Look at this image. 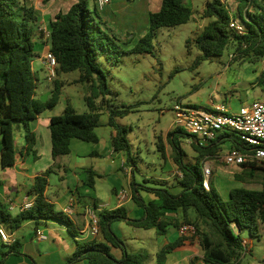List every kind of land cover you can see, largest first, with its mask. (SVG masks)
Instances as JSON below:
<instances>
[{
  "label": "trees",
  "instance_id": "1",
  "mask_svg": "<svg viewBox=\"0 0 264 264\" xmlns=\"http://www.w3.org/2000/svg\"><path fill=\"white\" fill-rule=\"evenodd\" d=\"M237 1L235 15L229 12L222 0L207 1L203 17L212 21L194 39L202 52L196 65L203 60L221 56L230 48L234 50L233 59L247 58L252 63L264 61V0ZM94 2V10H91L88 0H76L67 12L58 13L50 21L49 52L57 61L56 79L51 97L43 101L37 96L38 78L33 66L34 58L38 56L35 51L36 39L44 37L39 30V16L35 8L26 5L23 0H0V146L3 168L13 166L16 162L15 123L21 122L24 130V146L20 154L24 156L35 152L37 137L31 128V121L58 104L64 87L58 77L74 71L81 73L79 83L89 84L90 94L85 98L89 111L78 113L68 101L64 113L51 118L49 129L53 159L56 161L69 155L73 139L99 142L96 128L99 126L101 106H106L109 112L108 125L114 130V151L130 152L128 129L117 120L130 111L115 108L116 105L110 99L113 91L107 81V72L95 63L98 56L111 51L112 45L119 49L121 46L102 27L104 21L99 15L96 0ZM193 16V9L184 4V0H162L160 9L149 15V32L140 39L133 51L151 46L160 28L187 24ZM233 18L242 22L244 34L230 27ZM187 46L191 49V41ZM256 82L264 89V66ZM186 136L181 128L167 134V142L172 149L171 159L182 174L177 176L181 192L173 193L161 181H148L154 183L153 186H134L136 182H133L132 199L143 210V216L131 218L124 205L99 212V238L88 242L76 240V252L68 258L67 264L82 259H87L90 264H144L146 258L131 255L124 241L114 233L112 225L116 221H123L134 228L155 229L159 236H165L170 227L180 229L185 224L195 225V235L181 234L161 249L158 254L160 263L187 241L193 243L196 237H200L204 264H238L247 249L242 232L248 230L252 237H260L264 229V167L244 166L245 171L235 176L236 179L247 177L252 180L256 171H259L262 189L234 188L226 200L215 191L212 176L209 180L210 189L205 187L203 165L207 160L217 159L226 146L243 148V142L231 132H224L206 144L193 142L190 146L196 153V162H191L186 159L183 148ZM158 149L161 157L167 159L164 138H159ZM126 164H129L128 160ZM51 171L52 168H49L35 177L30 191L35 199L30 209L13 215L9 206L0 201V228L5 227L13 233L30 220H54L68 225L72 235L78 236V229L73 227L69 215L57 209L56 204L48 198ZM89 173V185L94 187L96 173L93 170H89ZM141 191L153 193L155 199L147 202ZM191 210L195 217H192ZM172 214H180V218H173ZM112 248L121 249L120 259L112 254ZM21 254L22 243L15 240L3 253L0 264L9 255ZM193 264L196 263L193 261Z\"/></svg>",
  "mask_w": 264,
  "mask_h": 264
},
{
  "label": "rangeland",
  "instance_id": "2",
  "mask_svg": "<svg viewBox=\"0 0 264 264\" xmlns=\"http://www.w3.org/2000/svg\"><path fill=\"white\" fill-rule=\"evenodd\" d=\"M88 1L89 8L94 10V0ZM207 1L184 0V4L194 11L192 19L187 24L160 28L151 46L138 51L133 49L149 32V15L160 9L162 0H111V3L105 6L107 12L102 17V27L114 37L121 48L112 45L111 51L98 56L95 63L107 72V81L113 91L110 99L116 105L115 108L130 111L117 120L128 129L131 149L129 153H111L114 130L108 125L107 107L101 106L99 126L96 128L98 143L75 139L71 153L60 157V160H52L49 147L44 151L42 158L38 159L39 167L49 163L48 168H52L48 191L52 200L55 201L57 197L69 193V189L75 192L80 188L86 190L84 201L93 205V195L87 194L94 190L89 185V170L96 173L94 179L98 202L101 205L107 204V208L115 204L111 203V199H115L114 188L128 192L132 173L136 182L134 186H153L155 184L148 181L154 180L165 182L166 188L175 191L179 187L177 176L181 175L171 159L172 149L166 137L175 118V105L181 102L194 108H210L225 104L232 111H237L241 103H250L263 96L264 89L254 85L249 78L263 68L264 61L252 63L247 58L233 59L234 50L230 48L223 55L203 60L196 65V60L202 52L197 48L194 39L212 21L203 17ZM233 4L236 6L237 1ZM190 41L191 49L187 46ZM35 51L38 54L33 62L38 78L37 96L41 99L44 96L49 98L56 78L51 77L44 59H41V46L36 44ZM80 75V71H74L58 77L64 84L62 94L58 104L45 111L47 115H62L68 101L78 113L89 111L85 100L90 94L89 84L79 83ZM14 128L16 134L19 129L23 132L21 122L15 123ZM159 138L165 140L167 159L161 157L158 149ZM183 148L187 154L186 159L196 162V153L186 138L183 139ZM225 151L226 149L217 159L210 161L215 191L227 200L234 188L260 190V172L256 171L252 180L247 177L236 179V174L243 173L245 168L226 165L221 157ZM123 159L129 161V164H126L128 170L125 166L124 169L122 167ZM18 180L22 182V179ZM141 195L146 200L148 193L141 191ZM56 206L59 209V205ZM127 209L131 212L134 209L141 211L136 202L130 203ZM134 214L132 213V216ZM191 214L195 217L193 210ZM171 216L180 218V214ZM76 222L79 226L84 224L83 219ZM112 229L124 241L131 255L146 258L144 264H159L157 258L160 246L165 241L172 242L178 236V229L175 227H170L167 235L159 236L155 229L134 228L123 221L114 222ZM241 235L247 241V249L238 264H264V229L260 237H252L248 230H244ZM68 237L74 243V237ZM187 243L195 246L203 255L200 237H196L193 243L190 240ZM112 253L116 258L122 256L119 248H112ZM194 258L196 259L192 261L196 264H204V257L196 255Z\"/></svg>",
  "mask_w": 264,
  "mask_h": 264
},
{
  "label": "crops",
  "instance_id": "3",
  "mask_svg": "<svg viewBox=\"0 0 264 264\" xmlns=\"http://www.w3.org/2000/svg\"><path fill=\"white\" fill-rule=\"evenodd\" d=\"M23 2L35 8L37 15L40 19V29H48L50 21L54 20L56 15L60 12H67L70 7L76 2V0H50L45 2L44 0H23ZM95 5V2H94ZM66 6V8H65ZM107 7L100 8L98 7L100 17H103L107 12ZM36 44L40 45L42 48V56L41 59L45 56L47 52H49L50 44L48 40L44 37H38L36 39ZM262 70V69H261ZM261 70L256 73L250 79L254 85H258L256 79L261 72ZM264 97L257 98L255 100H260ZM254 101V100H253ZM249 103V102H247ZM245 103V104H247ZM241 103L240 106L245 105ZM218 105V104H217ZM239 106V107H240ZM53 116L47 115L45 112L40 114L36 119L31 121V128L36 133L37 142L35 145V152L22 156L20 151L24 146V130L23 132L19 129V133H15L16 138V150H17V158L16 162L13 166L3 168L1 165V146H0V201L6 203L10 212L13 215H17L18 213L24 211L23 206L27 202H34V195L31 194V187L34 184L35 177L43 174L47 171L50 164H46L42 167L38 166V159L42 158L44 151L49 147L52 156V144H51V131L49 129V125L51 122V118ZM173 130V126L170 128L168 133ZM167 133V134H168ZM114 132L112 133V136ZM167 137V136H166ZM75 139L72 140V143ZM79 140V139H76ZM90 143V142H88ZM81 146V145H78ZM224 149L228 150L229 147L226 146ZM224 151V150H223ZM221 151L220 153H222ZM115 152L112 146L111 153ZM53 160V157H52ZM60 160L58 158L56 161ZM126 161L123 159L122 167L127 169ZM49 165V166H48ZM78 165V163L76 164ZM172 168V166H171ZM128 170V169H127ZM171 170V169H170ZM127 172V171H125ZM130 174V172H127ZM22 179V182H19L18 179ZM133 182H135V178L132 173V177L129 180L130 189L128 192L124 189L119 190L114 188L113 193L115 195V199H111V203H115L114 206L110 208L107 204L101 205L98 201L99 198L97 196L96 191V183L94 187H91L93 191L91 193H87L88 195H93L95 201L93 205H90L84 201V197L86 195V190L77 188L76 191H72L69 189V193H65L62 197H57V200H52L47 191V195L50 201L59 205V210L65 211L67 215L73 221V227L78 229V236L74 237L69 230L68 225L57 222L54 220H40L34 221L30 220L23 224L15 232H10L8 229L3 227L15 240H19L22 243V251L21 255H9L6 260L1 264H67L68 258H70L77 249L76 239H79L80 242H88L98 237H93L90 232L89 222L85 214V208L88 206L95 207L99 212L105 210L115 209L119 206H128L130 203L134 202L132 199V190L134 188ZM262 189V188H261ZM121 191H126L128 194V199L124 202L119 200V193ZM172 191V190H171ZM88 192V191H87ZM173 193H180L181 188L178 187ZM146 201L149 202L155 199V195L153 193L147 192ZM71 209V213L66 210ZM138 211L134 209L132 212L129 211V216L131 218L137 219L143 216V210ZM132 213H135L132 216ZM83 219V226H79L77 224V220ZM43 233L46 235V239L40 240L37 238V233ZM79 235H81L79 237ZM167 235V234H166ZM181 235L178 229V236ZM68 236L74 237V243L69 239ZM85 236V237H83ZM174 241V240H173ZM246 240L244 239V242ZM247 242V241H246ZM14 243V242H13ZM170 242L165 241L160 249H162L166 244ZM9 249V245L2 242L0 239V259L3 256V253L7 252ZM161 250H159L160 252ZM158 252V254H159ZM113 254V253H112ZM202 254L198 252V249L195 246H190L186 242V244L180 248H178L173 253L167 255L166 259H164L163 263H160L159 259L157 261L159 264H193L194 256ZM122 257V256H121ZM120 257V258H121ZM118 258V259H120ZM74 264H90L87 259H82L80 261L75 262Z\"/></svg>",
  "mask_w": 264,
  "mask_h": 264
},
{
  "label": "built area",
  "instance_id": "4",
  "mask_svg": "<svg viewBox=\"0 0 264 264\" xmlns=\"http://www.w3.org/2000/svg\"><path fill=\"white\" fill-rule=\"evenodd\" d=\"M232 15L237 12V0H222ZM237 1L234 6L233 2ZM98 7L111 3V0H96ZM230 27L235 29L239 34L245 33V27L239 19L233 18ZM46 40L49 39L48 29H39ZM52 78L56 77L57 61L51 52H47L43 57ZM175 118L173 120V129L181 128L187 134L186 141L191 145L199 141L206 144L216 139L224 132H231L237 135L244 144L243 148L229 147L221 155L226 165L237 167H264V97L260 100H254L248 104L242 105L237 111H232L225 104H218L210 108H194L183 105L181 102L174 107ZM207 160L203 165L204 185L210 189L209 180L212 176V163ZM180 175H182L180 173ZM119 200L124 202L128 199L126 191H121L118 195ZM34 202H27L23 210H28ZM71 213V209L66 210ZM65 212V211H64ZM66 213V212H65ZM85 214L89 222L90 232L93 237L100 234L99 211L92 206L85 208ZM181 234L195 235L196 226L185 224L179 229ZM40 240L46 239L43 233H37ZM0 239L3 243L11 245L14 242L12 236L3 228H0ZM247 243L246 241L244 242Z\"/></svg>",
  "mask_w": 264,
  "mask_h": 264
},
{
  "label": "water",
  "instance_id": "5",
  "mask_svg": "<svg viewBox=\"0 0 264 264\" xmlns=\"http://www.w3.org/2000/svg\"><path fill=\"white\" fill-rule=\"evenodd\" d=\"M47 99H48L47 96H44V97L42 98L43 101H47Z\"/></svg>",
  "mask_w": 264,
  "mask_h": 264
}]
</instances>
